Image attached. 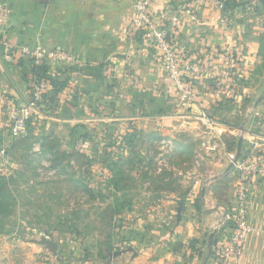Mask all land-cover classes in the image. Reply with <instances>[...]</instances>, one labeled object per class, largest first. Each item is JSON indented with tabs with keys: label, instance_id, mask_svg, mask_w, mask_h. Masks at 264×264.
<instances>
[{
	"label": "crops",
	"instance_id": "obj_1",
	"mask_svg": "<svg viewBox=\"0 0 264 264\" xmlns=\"http://www.w3.org/2000/svg\"><path fill=\"white\" fill-rule=\"evenodd\" d=\"M3 1L13 9L14 40L31 46L60 45L84 65H103L104 82L92 78L93 82H85L86 76H90L86 71L84 78L81 74L72 79L71 87L86 101L88 97H115L111 102L116 106H108L117 115L112 118L133 119L137 127L148 117L145 112H151V97H156L172 106L165 105L172 108L165 116L185 123L187 117H195L201 110L210 115L217 102L231 100L227 108L211 115L217 124L209 130L204 154L195 157L203 170L194 166L187 171L179 188L157 204L161 212L148 215V224L142 219L135 221L131 231L126 232H133L131 241L116 243L107 259L79 264H215L220 243L216 240L221 233L213 228L227 212L233 211L241 185L247 189L252 229L239 264H264V175L248 172L245 178L243 170L233 163V159L257 162L259 155L264 156V29L255 23L252 3L247 8L229 11L221 9L214 0H205L198 6L200 21L194 27L185 23L174 33L173 42L183 52L184 63L219 69L225 49L234 50L236 56L233 73L221 86L216 85L211 74L183 70L197 93L195 105L185 110L179 106L176 87L163 70L158 50L131 34L133 0ZM186 1L152 0L150 10L158 13ZM72 65L50 66V74L57 76ZM28 80H32L28 60L9 63L0 52L3 137L10 135L4 106L30 98L32 88L28 87ZM80 118L69 121H81ZM260 164L264 166V162ZM193 176L195 179H191ZM204 244L207 252L202 263Z\"/></svg>",
	"mask_w": 264,
	"mask_h": 264
},
{
	"label": "rangeland",
	"instance_id": "obj_2",
	"mask_svg": "<svg viewBox=\"0 0 264 264\" xmlns=\"http://www.w3.org/2000/svg\"><path fill=\"white\" fill-rule=\"evenodd\" d=\"M236 2L242 8L251 2L255 23L264 29L260 0ZM81 96H64L73 106L71 113L84 117L81 121H69L73 119L59 116L58 110L46 104L24 137L16 138L11 132L3 137L0 121V175H6L12 192L5 212L0 196V264H79L107 259V246L116 244L117 231H131L139 219L148 224V215L161 212L157 204L179 188L185 173L194 166L203 168L195 157L204 154L210 129L197 118L187 117L182 123L151 113L136 127L133 119L111 117L117 116L108 107L116 106L110 104L115 97L102 101L88 97L86 101ZM32 99L33 95L14 102L22 106ZM92 103L100 106V115L92 114ZM9 107L6 116L11 128ZM84 133L89 136L81 138ZM46 232L53 233L59 243L56 255L34 242ZM203 246L202 263L207 252V245Z\"/></svg>",
	"mask_w": 264,
	"mask_h": 264
},
{
	"label": "built area",
	"instance_id": "obj_3",
	"mask_svg": "<svg viewBox=\"0 0 264 264\" xmlns=\"http://www.w3.org/2000/svg\"><path fill=\"white\" fill-rule=\"evenodd\" d=\"M205 0H187L182 5L169 6L164 10L153 13L150 10L152 0H133L134 17L132 20L131 34L140 37L147 46H154L160 55V61L166 75L170 77L178 93L179 106L188 110L197 102L195 88L187 82L184 71H199L204 74H211L217 86H221L229 79V74L236 65L234 50L227 48L222 52L223 65L221 68L203 65L200 63H184V54L177 49L173 42V35L185 24L195 26L199 21L198 6ZM218 6L226 9V0H214ZM13 9L3 0H0V52L2 58L9 63H17L24 59L31 61L36 67L42 65L68 66L78 64L84 66V62L79 60L70 50L60 45L48 46L37 43L31 46L27 43H19L11 36V17ZM230 20V19H228ZM46 80L39 81L35 86L34 100L26 102L25 105L14 103L9 107V118L11 133L13 136L24 137L29 132L30 123L35 114L45 104H39L42 98V90L46 89ZM76 90H70V97L76 96ZM235 99L239 95H234ZM102 109V107H101ZM41 110V109H40ZM254 109H251V111ZM252 111V112H253ZM192 117V116H189ZM197 120L202 121L208 129L214 128L217 124L215 119L206 110H201ZM264 157V156H262ZM258 156L257 162L246 163L238 159H233L234 166L242 169L246 174L262 173L264 175L263 158ZM233 158H235L233 156ZM249 197L244 185L238 188L235 197V207L233 211L227 212L225 217L214 225L213 230L219 232L220 243L216 252L215 264H239L243 255L245 243L251 232L249 223ZM230 220H235V226H227Z\"/></svg>",
	"mask_w": 264,
	"mask_h": 264
},
{
	"label": "trees",
	"instance_id": "obj_4",
	"mask_svg": "<svg viewBox=\"0 0 264 264\" xmlns=\"http://www.w3.org/2000/svg\"><path fill=\"white\" fill-rule=\"evenodd\" d=\"M236 0H226V9L229 11H232L238 7H241L239 5L236 4ZM31 64L32 67V79L34 84L30 83V87L32 88L31 93L34 96L35 94V86L38 84L39 81L42 80H46L48 83V86L46 89L42 90V98L40 100L41 104H46L49 108H54L53 110H58V114L59 116L63 117V118H74L77 115H75V113H71L73 110V106L72 104L69 102L68 103V99L64 98V96L70 97V90L72 89L71 87V81L73 78L83 74V78L86 76V71H89V77L86 76L85 82H93V80L96 81H103L105 76L103 74V65H84V66H79V65H72L71 67H65L64 71L61 72L59 75L57 76H52L50 74V66L49 65H42V66H35L31 61H28ZM233 73V71H232ZM187 82H189V84H191L190 79H188V76L185 75ZM92 78V79H90ZM29 82V80H28ZM104 82V81H103ZM112 86H108V88H111ZM76 96L78 97V92H76ZM100 98V99H99ZM104 96L101 97H97V100H103ZM64 101V102H63ZM231 103V100H226V101H221V102H217L215 105H213V107H211L210 109V115H215V113H217L219 110H221L222 107H228L229 104ZM110 104H113V102H110ZM139 104H142V102H140ZM95 104L92 103V105H90L91 107V111L92 114H99V108L100 106L98 104H96V106H94ZM151 113H156V114H167L169 112H171L172 106L165 108L163 101H161L159 98L156 97H151ZM9 106L6 107V110L8 109ZM145 114H148V112H145ZM83 126V125H81ZM11 129V128H10ZM11 132V130H10ZM88 134L84 133L81 136V138L86 137ZM107 135V134H106ZM89 136V135H88ZM7 177L6 175L3 174L0 175V196L3 197V212H5L6 210H8L9 207V199L12 196V192L7 188ZM227 226L229 227H234L235 226V220H230L227 224ZM119 233L118 238L116 240V243L122 244L128 241H131V239L133 238V232L131 233H126V231L124 230H119L117 231ZM114 233L113 235V239H115V235L117 234ZM218 239L216 240V242H218ZM118 241V242H117ZM108 252L113 251L116 248V244L115 242L113 243H109L108 244ZM99 255L103 257V253L99 252Z\"/></svg>",
	"mask_w": 264,
	"mask_h": 264
},
{
	"label": "water",
	"instance_id": "obj_5",
	"mask_svg": "<svg viewBox=\"0 0 264 264\" xmlns=\"http://www.w3.org/2000/svg\"><path fill=\"white\" fill-rule=\"evenodd\" d=\"M260 1L264 4V0H260ZM34 242L45 245L55 255L58 253L59 243L55 240L54 235L51 232H46V235L42 237V239L39 240L34 239ZM129 249L133 250L132 247H130Z\"/></svg>",
	"mask_w": 264,
	"mask_h": 264
}]
</instances>
